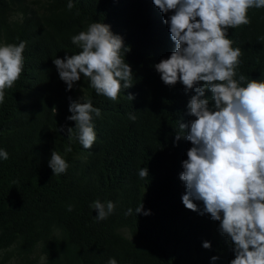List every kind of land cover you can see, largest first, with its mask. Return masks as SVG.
I'll list each match as a JSON object with an SVG mask.
<instances>
[{"label": "trees", "instance_id": "trees-1", "mask_svg": "<svg viewBox=\"0 0 264 264\" xmlns=\"http://www.w3.org/2000/svg\"><path fill=\"white\" fill-rule=\"evenodd\" d=\"M73 2L68 11V0H0V43L27 41L24 71L0 104V149L9 154L0 158V264H229L232 245L219 222L182 203L179 175L191 144L175 137L184 134L179 122L191 119L186 106L195 93L165 85L154 67L175 49L163 23L172 13L152 0ZM248 16L250 24L229 29L242 52L237 79H264V8ZM92 22L110 25L131 49L125 61L133 86L117 101L97 95L83 76L66 90L53 64L80 51L70 37ZM82 97L101 109L93 114L97 139L90 150L74 139L65 153L67 129L75 128L69 98ZM53 150L69 164L66 173L53 176ZM142 167L149 172L143 179ZM96 200L114 202L106 220L95 219ZM141 203L149 215L135 213Z\"/></svg>", "mask_w": 264, "mask_h": 264}, {"label": "clouds", "instance_id": "clouds-1", "mask_svg": "<svg viewBox=\"0 0 264 264\" xmlns=\"http://www.w3.org/2000/svg\"><path fill=\"white\" fill-rule=\"evenodd\" d=\"M152 2L161 13H172L163 23L169 26L175 44L170 56L154 65L155 70L165 85L179 82L186 93H195L186 106L191 119L179 122L184 134L175 137L176 141L183 138L191 144L179 175L186 186L182 203L219 222L221 235L232 245L234 258L229 264H264V79L244 74L237 79L242 52L233 47L229 37V29L251 23L249 9L264 8V0ZM66 7L71 11L73 0H68ZM70 39L80 51L53 59L66 90L71 91L83 76L97 95L117 101L122 89L133 86V71L125 61L131 49L120 35L113 34L110 25L92 22ZM26 46L23 40L18 44L0 43V104L5 90L12 88L24 71ZM206 92L211 96L207 97ZM125 98L135 99L131 93ZM69 100L71 115L67 119L75 122V128L67 129L69 144L64 151H72L74 139L90 150L97 139L93 114L100 117L101 109L94 107L89 97ZM129 119L134 121L136 117L130 114ZM0 158L7 160L8 152L0 149ZM49 167L53 176L61 175L69 164L53 150ZM138 175L141 179L148 177L147 167L140 168ZM196 202H202L203 207ZM90 207L97 212V221L106 220L115 210L112 201L105 205L96 200ZM67 211H73V205H68ZM132 213L129 208L125 215ZM135 213L150 214L143 210L142 203ZM203 247L210 249V242L205 241ZM107 264H117V260L109 258Z\"/></svg>", "mask_w": 264, "mask_h": 264}]
</instances>
